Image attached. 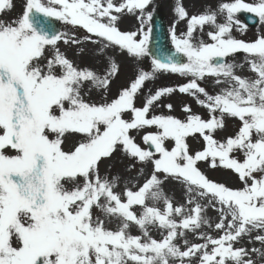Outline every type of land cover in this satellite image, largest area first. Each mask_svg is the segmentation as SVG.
I'll list each match as a JSON object with an SVG mask.
<instances>
[{"label": "snow or ice", "instance_id": "snow-or-ice-1", "mask_svg": "<svg viewBox=\"0 0 264 264\" xmlns=\"http://www.w3.org/2000/svg\"><path fill=\"white\" fill-rule=\"evenodd\" d=\"M151 4L23 0L20 14L0 19V264H264V35L251 42L232 35L234 25L244 30L235 19L241 11L264 22V0L222 2L192 15L176 0L174 13L186 30L178 35L174 22L170 36L186 62L152 55L150 71L138 69L110 96L119 64L105 50L136 60L151 55ZM14 7L13 0H0V15ZM123 15L136 18V30L119 29ZM50 18L86 35L76 39L56 31L43 23ZM205 26L213 29L206 33L210 42L197 36ZM61 41L102 44L93 55L104 57L103 74L67 58ZM237 53L244 60L229 62ZM245 67L251 75L238 74ZM158 73L187 80L149 89L137 106L146 82ZM206 78L218 92L201 86ZM94 90L99 102L85 99ZM177 91L193 97L208 118L192 114L187 104L184 119L150 114ZM226 117L240 122L238 130L218 140L214 134ZM133 131L148 147L136 142ZM196 134L203 148L192 153L187 138ZM68 135L77 138L65 147ZM117 150L132 162L126 170L134 176L101 175V162ZM198 162L231 170L242 187L213 182ZM169 179L183 185L184 203L165 194L161 185ZM208 208L218 214L215 223L205 215ZM204 227L220 234L213 237ZM189 233L202 242H190ZM245 237L260 247H237Z\"/></svg>", "mask_w": 264, "mask_h": 264}, {"label": "rangeland", "instance_id": "rangeland-1", "mask_svg": "<svg viewBox=\"0 0 264 264\" xmlns=\"http://www.w3.org/2000/svg\"><path fill=\"white\" fill-rule=\"evenodd\" d=\"M15 7L11 12H5L3 15H0V19H3L5 21H8L14 17H16L18 14L22 12V6H23V0H13ZM118 2V0H117ZM222 2H232V0H181L182 5L185 7L189 15L197 14L200 12H203L204 9L208 6L211 7V9L215 10L218 6V4ZM245 3H253L254 0H244ZM176 0H152V4L149 7V11H153L156 8H160L163 12L164 18L166 20L167 28L170 34V30L172 28V25L174 22H176V32L179 35L181 32L186 30V21H178L177 17L174 13V6H175ZM223 15H218V23L223 22ZM235 19L238 20L242 25H244L240 19L238 18L237 14L235 15ZM61 29L59 32H66L70 36H74L76 39H82L86 32L85 30L81 28L73 29L72 26L66 25L64 22L59 21ZM118 27L121 31H134L138 27V22L136 18L132 15H123L119 21H118ZM209 30H213L211 26H205L204 33L201 34L199 31H197V36H201L205 40V42H210L206 33ZM232 35L236 39L244 40L245 42H251L256 39L258 35H264V22L258 23V25L255 28H248L244 25V30L237 31L235 25L232 29ZM171 38V36H170ZM61 52L65 53L67 58L72 60L75 64L78 66H88L89 68L95 70L98 72V74H103L105 71L104 66V57L99 56L96 57L93 55V52L100 47H102V44H91V43H83V44H76V45H65L62 41L58 44ZM83 49L82 52H80L79 55H77V52H79L80 49ZM106 52H108L110 55H114V58L116 62L119 64V74L112 80L110 85V96H114L117 93V90L120 89L123 86H127L130 82V78L134 77V74L138 72V69H143L146 71L151 70V59L147 56L140 60H136L135 58H132L128 56L126 53L121 55L117 51L116 53H113V50L111 48L106 49ZM241 53L236 55V59H233L235 62L240 61L242 62L244 60V55ZM50 55V52H46L45 56ZM240 55V56H239ZM239 56V57H238ZM231 60V61H233ZM230 61V62H231ZM238 74L240 75H251V73L248 71L247 67H245L242 71L238 70ZM187 78L180 77L178 74H170V73H158L156 74L155 78L149 82H146V85L144 86V91L138 95L136 99L137 106H141L142 99L144 96L148 93V90L151 89L154 93L155 90L162 87H169V86H177L179 84L185 83ZM201 83V86L205 87L206 90L210 94H214L219 91L218 88L213 87V80L212 78H206ZM203 99V96L200 97ZM85 99H91L94 102H99L101 100V97L97 94V92L94 90L90 93V95H86ZM171 104L172 110L169 111L165 105ZM190 105L192 109V114H200L202 118L207 119L208 113L207 110L200 105H198L195 102V99L191 96H188L187 94H180L178 91L175 92L172 95L162 97L161 100L156 104V106L152 109L150 114H164V115H173L177 118L184 119L186 117V113H184L181 109L183 105ZM128 118V117H125ZM239 121L235 118H225V126L223 130H218L215 132L214 136L218 140H223L227 136L234 135L235 132L238 130ZM144 131H155V129H145ZM136 138V142L140 144L141 147H147L143 144L141 140V135L137 134L135 131L131 133ZM73 140L69 139L68 137L65 138V147L66 145H69L72 143ZM187 143L189 144L190 152L194 153L197 150H202L203 148V141L202 138L199 137L198 134L195 136H191L187 138ZM12 154V153H10ZM238 158H242L240 153H234ZM132 163L128 158L124 157L122 153L117 150L116 153L111 157V159H105L100 164V173L101 175H107L109 178H111L114 175H121L122 177H128V176H134L136 173L135 171L129 173L126 169L127 166ZM111 165L109 168L108 166ZM139 165H136L137 170L139 169ZM198 167L202 171L203 174L206 175V177L213 182L217 183H223L226 186L236 189L242 187L241 182L238 180V177L235 173H233L231 170L223 169L222 167H217L215 169L210 168L207 163L205 162H198ZM123 187V181L121 184L115 189L116 191H121ZM162 189L164 190L165 194L171 197L176 204L184 203L186 200L185 197V189L183 185H181L178 182H175L171 179L167 180L165 183L161 185ZM203 203V201H201ZM206 215H209L210 213L213 215L214 223L216 222L217 214L213 213L214 210L210 211L211 208L207 209ZM211 218V220L213 219ZM109 228L115 229L114 224H107L106 225ZM202 229L207 230L209 234H211L213 237L218 236L220 233L216 232L213 229H208L207 227H204ZM132 234H139L138 229L132 228L131 229ZM255 234V233H254ZM264 234V233H260ZM152 235L154 238L159 239L160 236L153 232ZM193 234L189 233L187 238L190 242L199 243L196 239H193ZM248 237H245L239 244L236 246H246L248 248L251 247H260V244L257 242L255 244H249ZM178 242V241H177ZM15 246V241H14Z\"/></svg>", "mask_w": 264, "mask_h": 264}, {"label": "water", "instance_id": "water-1", "mask_svg": "<svg viewBox=\"0 0 264 264\" xmlns=\"http://www.w3.org/2000/svg\"><path fill=\"white\" fill-rule=\"evenodd\" d=\"M238 14L248 26H256L258 22V18L256 16L246 11H241ZM43 23L50 25L52 29L59 31V24L54 18L44 20ZM151 24L152 34L149 43V48L151 49V55H149L150 58L152 59V55L158 56L161 59L172 56L179 62H185L183 54L177 53L175 48L170 43L165 20L160 10L153 12Z\"/></svg>", "mask_w": 264, "mask_h": 264}, {"label": "bare ground", "instance_id": "bare-ground-1", "mask_svg": "<svg viewBox=\"0 0 264 264\" xmlns=\"http://www.w3.org/2000/svg\"><path fill=\"white\" fill-rule=\"evenodd\" d=\"M237 63H239L240 61L238 60V61H236ZM66 137H68L69 139H71V140H74V139H76L77 137H74V136H72V135H68V136H66ZM68 145H66V147H67ZM204 203V202H203ZM213 209H211L210 211H212ZM206 211H208V210H206ZM213 213H216L215 211H213ZM217 214V213H216ZM206 215V214H205ZM218 215V214H217ZM208 218H210V220H211V218H213V215L210 213L209 215H206ZM213 223H214V218L211 220ZM201 231H205V232H207V230H205V229H201ZM192 237H193V239H196L199 243H201L202 241L197 237V236H194V235H192ZM178 243H180V241H178Z\"/></svg>", "mask_w": 264, "mask_h": 264}]
</instances>
